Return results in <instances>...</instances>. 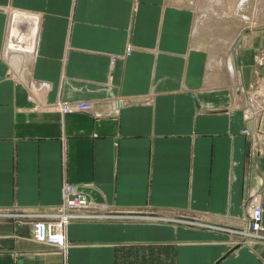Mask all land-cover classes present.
<instances>
[{"label": "crops", "instance_id": "obj_1", "mask_svg": "<svg viewBox=\"0 0 264 264\" xmlns=\"http://www.w3.org/2000/svg\"><path fill=\"white\" fill-rule=\"evenodd\" d=\"M184 4L0 0V264H264V241L235 233L251 196L264 208L250 88L264 36L246 29L213 62ZM11 12L38 30L21 78L6 59ZM67 187L103 202L64 209ZM80 213L63 250L33 238L35 215Z\"/></svg>", "mask_w": 264, "mask_h": 264}, {"label": "rangeland", "instance_id": "obj_2", "mask_svg": "<svg viewBox=\"0 0 264 264\" xmlns=\"http://www.w3.org/2000/svg\"><path fill=\"white\" fill-rule=\"evenodd\" d=\"M178 1H184L185 2L184 5L186 6V8L189 10L192 8V10L194 12L193 23H192L193 29L192 30L195 31L196 27H198V29H197V34H194V35L192 34V43L196 46H202L203 48L209 50L211 52L210 56L213 58V62L218 63V61L220 62L221 60H223L227 57L225 53L227 52V50L229 48L232 47L233 44H235V42H236L235 40L237 39V37L239 36V32L243 28H245V27L247 28L248 26L251 27L250 29L256 28L251 33L260 34L261 37L264 36V0H245L244 4H242V5H244V6H242L244 8H242V9L240 8V10L238 12H236L237 14H235V15H233V13H234L233 8L237 4V1L236 0H226L228 2L227 8L226 7L223 8L221 6L220 7L219 6L213 7L211 12L212 13L214 11L215 12L211 15L209 14L207 16V18H205L203 16V20L205 19L204 22L203 21L199 22V20H198L199 18H202L201 14L198 13L199 12L198 9L201 7H204L206 5V3H207L206 0H178ZM188 2H190V3H188ZM202 5H204V6H202ZM218 8H219V10H218ZM220 9H221V12L223 11L222 12L223 15H221V13L219 12ZM224 12L226 13V15ZM214 14H215V16L218 14L219 15L217 17H215ZM241 27H243V28L241 29ZM249 27H248V29H249ZM233 40H234V42L232 43ZM34 46H35V44H34ZM257 49L261 53H260V55H256L254 62L256 63V65H259V64L264 65V41L261 42V44L259 46H257ZM223 52H224L225 56L222 54ZM8 57L10 59H16V57H14V56H8ZM6 59H7V57H6ZM9 63L11 64V66H12L11 68L13 69L11 74H13L14 76L17 75V73L20 75L23 74L22 69H25V68H22L21 66H17L16 62H13L15 64V66L10 61H9ZM18 68H21V69L19 70ZM24 74L27 75V72H24ZM259 78L255 81H253L250 85V88H251L252 94H253L252 99L256 104H258L256 107L259 106L257 108V110H259V111L256 113V116L260 115L261 111H264V105H263L264 104V86L261 85V83L263 81L262 79L264 78V73L259 75ZM53 106L56 107V105H53ZM246 106L247 105H245V107ZM59 109L64 110L65 108L59 107ZM243 110H244V104L241 107V111H243ZM257 110H255V112ZM257 150H258V146H257V144H255L253 147V153H252L253 156L257 157V154H256ZM252 155H251V159H253ZM250 201H251V199L249 198L247 200V203H246L248 210L250 207ZM16 217H20L22 219L26 218V217H24V215H18ZM250 220H251V217L249 215V221ZM32 226H33V223L31 225V229H32V233H33V238L36 240V238H35L36 236H34V229H33L34 227H32ZM239 231L241 232L243 230H239ZM237 235L239 236V238L241 240V236L239 234H237ZM240 243L242 244L244 242L240 241ZM43 244H45V243L43 242ZM51 247H53V246H51ZM58 249L63 250V248H58Z\"/></svg>", "mask_w": 264, "mask_h": 264}, {"label": "built area", "instance_id": "obj_3", "mask_svg": "<svg viewBox=\"0 0 264 264\" xmlns=\"http://www.w3.org/2000/svg\"><path fill=\"white\" fill-rule=\"evenodd\" d=\"M85 106L86 104L81 103L78 107L84 108ZM65 110L66 109H64V111ZM65 192L67 196L71 197H67L64 200V209H85L92 206V204L90 205L87 202H81L82 198L74 194L73 187H67ZM250 199L249 215L251 220L249 221V225L243 231L236 232L241 236V241L244 243L264 241V226L262 225L264 208L257 197L251 196ZM56 217L57 216L54 214L40 215V217L33 222L32 227H34V236H36L35 238L39 242H44L56 248H65L66 242L63 234V224L67 219L75 217L83 218L84 215L80 213L78 216H64L61 217L59 222L56 221ZM44 230L45 232H43ZM61 236L63 237V241Z\"/></svg>", "mask_w": 264, "mask_h": 264}, {"label": "bare ground", "instance_id": "obj_4", "mask_svg": "<svg viewBox=\"0 0 264 264\" xmlns=\"http://www.w3.org/2000/svg\"><path fill=\"white\" fill-rule=\"evenodd\" d=\"M206 1H207L206 5L205 6L202 5L204 7H201L200 6L201 8L198 9V11H199L198 13L201 14V16H202V18H199L198 17L199 18L198 19L199 22H202V21L204 22L205 19L203 20V16L205 18H207V16L209 14L211 15V14H213L215 12V11L213 13L211 12L212 9H213V7H215V6H217V7L219 6L220 7L221 6L223 8L224 7L227 8V6H228V2L226 0H206ZM236 1H237V4L233 8L234 9L233 15L237 14L236 12H238L240 10V8L241 9L244 8V7H242V6H244L242 4H244L245 0H236ZM188 3H190V2H188ZM218 10H219V8H218ZM219 12L221 13V15H223L222 14L223 11L221 12V9H220ZM218 15L215 16V14H214L215 17H217ZM225 15H226V13H225ZM10 21H11V23H10V26H9V29H8V36H7V39L8 40L6 39V45H5V47H6V51H10L12 53L11 56H14L15 57V55H14L15 52L12 51L14 49L18 50V53H17L18 55H17V58L16 59H10L7 56V60H9L14 66H15V64L13 62H16L17 66H20L23 63H25L28 60H30V55L33 53L32 51L34 49V43H35V39H36V32L38 31L37 30V25H36V20H35V18H33L31 21H29L28 26L26 25V28L24 30H21V28L18 27L19 26L18 23H20L22 21V17H21V15L19 13L11 12ZM248 27L247 28L246 27L245 28L241 27V29L242 28L243 29L239 32V36H240V34L243 33V31H245L246 29H248ZM250 28L251 27H249V29ZM197 29H198V27H196V30L195 31H197ZM233 42H234V40L232 41V43ZM21 53H26V54L24 56H21ZM228 66L234 72V69H233V66L231 65V62H228ZM18 69L20 70L21 68H18ZM18 75L19 74L17 73V76ZM24 75L27 76L26 74L23 73V77H24ZM19 76L21 78V75H19ZM263 86H264V84H263ZM32 87H33V84H32ZM58 103H60V102H58ZM66 106H67L66 104H62L61 105V108H66ZM47 107L50 108L51 106H47ZM258 107H256V110H257ZM51 108H53V106ZM258 111L259 110H257L256 112H258ZM251 115H253V114H251ZM75 190L76 189H74V191ZM81 198H82L81 199V202H86L87 201V199L85 198V196L83 197V194H82V197ZM93 200L90 201L91 204H93L94 206H98L99 205L98 203H100V202H97V201L94 200L95 202H97V204H96ZM35 216H36L35 217L36 219H38V217H40L39 215H35ZM43 232H45V230ZM61 239L63 241V237L62 236H61Z\"/></svg>", "mask_w": 264, "mask_h": 264}, {"label": "water", "instance_id": "obj_5", "mask_svg": "<svg viewBox=\"0 0 264 264\" xmlns=\"http://www.w3.org/2000/svg\"><path fill=\"white\" fill-rule=\"evenodd\" d=\"M80 191H82L85 194L90 195L97 202H103L101 197H99L98 192L95 191L94 189L81 188Z\"/></svg>", "mask_w": 264, "mask_h": 264}]
</instances>
